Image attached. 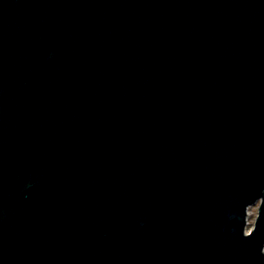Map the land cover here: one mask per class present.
<instances>
[{"label":"water","instance_id":"1","mask_svg":"<svg viewBox=\"0 0 264 264\" xmlns=\"http://www.w3.org/2000/svg\"><path fill=\"white\" fill-rule=\"evenodd\" d=\"M0 264H264V0H0Z\"/></svg>","mask_w":264,"mask_h":264},{"label":"rangeland","instance_id":"2","mask_svg":"<svg viewBox=\"0 0 264 264\" xmlns=\"http://www.w3.org/2000/svg\"><path fill=\"white\" fill-rule=\"evenodd\" d=\"M258 209H259V203H257L255 206L251 207L248 210V226L246 232H250V230L253 228L256 217L258 215Z\"/></svg>","mask_w":264,"mask_h":264}]
</instances>
